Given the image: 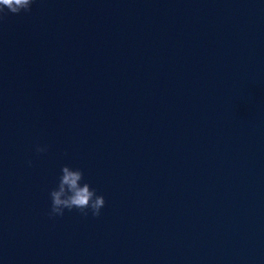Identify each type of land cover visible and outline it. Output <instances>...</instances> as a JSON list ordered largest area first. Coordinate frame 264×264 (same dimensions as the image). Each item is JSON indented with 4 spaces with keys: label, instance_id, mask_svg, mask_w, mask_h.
Wrapping results in <instances>:
<instances>
[{
    "label": "water",
    "instance_id": "1",
    "mask_svg": "<svg viewBox=\"0 0 264 264\" xmlns=\"http://www.w3.org/2000/svg\"><path fill=\"white\" fill-rule=\"evenodd\" d=\"M65 164L99 216H48ZM0 264H264V0L0 18Z\"/></svg>",
    "mask_w": 264,
    "mask_h": 264
},
{
    "label": "clouds",
    "instance_id": "2",
    "mask_svg": "<svg viewBox=\"0 0 264 264\" xmlns=\"http://www.w3.org/2000/svg\"><path fill=\"white\" fill-rule=\"evenodd\" d=\"M33 2L34 0H0V18L7 13L28 12ZM35 151L46 152L47 146L37 144ZM28 163L31 164V161ZM49 198L50 209L47 214L50 218L62 216L65 209L71 211L74 208L83 216H87L90 210L92 216L97 217L105 204L103 195L97 194L96 190L84 181L82 170L66 164L61 165L56 186L49 190Z\"/></svg>",
    "mask_w": 264,
    "mask_h": 264
}]
</instances>
